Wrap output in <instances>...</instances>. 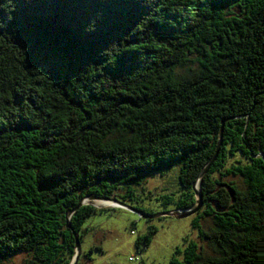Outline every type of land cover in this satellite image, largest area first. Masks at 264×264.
Here are the masks:
<instances>
[{
  "label": "trees",
  "instance_id": "1",
  "mask_svg": "<svg viewBox=\"0 0 264 264\" xmlns=\"http://www.w3.org/2000/svg\"><path fill=\"white\" fill-rule=\"evenodd\" d=\"M225 121L193 222L215 255L173 264H264V0H0V264H71L98 208L69 211L177 167L166 203L195 208Z\"/></svg>",
  "mask_w": 264,
  "mask_h": 264
},
{
  "label": "rangeland",
  "instance_id": "2",
  "mask_svg": "<svg viewBox=\"0 0 264 264\" xmlns=\"http://www.w3.org/2000/svg\"><path fill=\"white\" fill-rule=\"evenodd\" d=\"M180 168H174L167 175H150L140 186H135V196L128 204L141 208L149 214H160L176 209L174 203L167 204V197L179 199L182 195ZM239 189L245 190L241 177L225 178ZM94 203L99 208L88 218L83 226L81 242L82 255L78 264H173L177 259L184 263V251L190 242L196 241L204 257L215 255L208 243L199 238L194 227L195 215L178 219L161 217L146 220L138 214L122 208ZM98 204V205H97ZM205 229L212 228L213 220L206 217L202 220ZM157 230L152 243L141 251L137 240ZM181 250L182 253H178ZM92 251V253H90ZM133 258V260H132ZM31 257L25 254L15 256L9 264H30Z\"/></svg>",
  "mask_w": 264,
  "mask_h": 264
},
{
  "label": "water",
  "instance_id": "3",
  "mask_svg": "<svg viewBox=\"0 0 264 264\" xmlns=\"http://www.w3.org/2000/svg\"><path fill=\"white\" fill-rule=\"evenodd\" d=\"M225 123H226V121L222 123L223 125H222L221 134H220V141H219V145H218V149H217V153H216L215 157L203 169V171L199 175L198 180L194 183L193 188H194V191L196 193V198H197V206L195 208L188 209V210L175 209L173 211L160 213V214H148V213H145L144 211H141V210H138L136 208H133L132 206H130V205H128V204H126V203H124L122 201H119L116 198H99V197L90 196V197L85 198L84 200H82L77 208H75L74 210H71V211H69L67 213V227L69 229H73L72 226H71V218L74 215V213L78 209H80L82 206L91 205V206H94L96 208H99L94 203H91V202H96V201L110 202V203L113 204L112 205L113 207L122 208V209H126L128 211L134 212V213L138 214L139 216H141L143 219H146V220L155 219V218H161V217H166V216L176 217L178 219H182V218H187V217L195 215L203 207V195H202L201 190H200V181L209 172V170L211 169L212 165L217 160V157H218V154L220 152L221 145H222V142H223V128L225 126ZM74 235H75V238H76V245H75L74 257H73V260H72L71 264H78L79 260L81 258V255H82V247H81V241H80V238H79V234L74 232Z\"/></svg>",
  "mask_w": 264,
  "mask_h": 264
},
{
  "label": "bare ground",
  "instance_id": "4",
  "mask_svg": "<svg viewBox=\"0 0 264 264\" xmlns=\"http://www.w3.org/2000/svg\"><path fill=\"white\" fill-rule=\"evenodd\" d=\"M112 203H110V202H103L101 205H103V206H108V205H111ZM98 205V204H97ZM113 205V204H112Z\"/></svg>",
  "mask_w": 264,
  "mask_h": 264
}]
</instances>
